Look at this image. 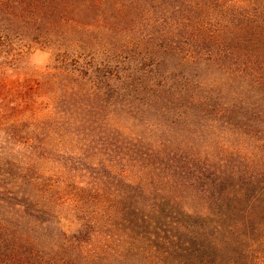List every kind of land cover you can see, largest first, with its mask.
<instances>
[{
    "label": "trees",
    "instance_id": "obj_1",
    "mask_svg": "<svg viewBox=\"0 0 264 264\" xmlns=\"http://www.w3.org/2000/svg\"><path fill=\"white\" fill-rule=\"evenodd\" d=\"M126 15L139 27L145 23L156 30L138 47L128 38L122 49L127 65L112 66L99 59L94 43L104 29L118 31ZM39 18L61 83L58 167L56 173L45 171L44 179L55 176L60 182L41 190L39 205L28 197L26 211L46 230L59 220L58 202L65 201L78 220L72 235L61 230L64 238H57L53 249L46 246L55 254L44 264H133L131 247H100L89 238L104 226L148 218V208L163 207L171 221L196 216L214 221L219 215L229 219L237 202L262 200L261 191L231 189L225 172L211 164L190 180L183 176L186 171L176 178L173 168L182 165L178 157L189 158L170 138L180 127L192 126L191 138L203 139L201 130L209 123L264 124V98L253 101L256 107L238 97L225 101L264 92V0H40ZM69 189L82 195L79 205H72ZM146 194L155 195L151 202L162 195L161 203L150 205ZM166 241L160 253L138 254V264L164 259L169 264H264V256L221 253L206 241ZM226 247L232 250L230 243Z\"/></svg>",
    "mask_w": 264,
    "mask_h": 264
},
{
    "label": "rangeland",
    "instance_id": "obj_2",
    "mask_svg": "<svg viewBox=\"0 0 264 264\" xmlns=\"http://www.w3.org/2000/svg\"><path fill=\"white\" fill-rule=\"evenodd\" d=\"M39 1L0 0V264H25L28 259L34 261L32 264H44L47 257L52 259L55 254L53 250L47 251L46 246L53 249L55 240L64 238L61 230L72 235L71 232L78 229L75 212L65 201L58 202L60 205L57 209L62 213L59 214V220L45 225L46 230L43 231L35 224L36 219L26 211L28 197L33 196L35 205H39L36 201L41 190L60 182V178L55 176L51 181L46 182L44 179L45 171L56 173L58 167L61 147L56 117L61 83L58 79L59 70L53 68L54 51L45 48L42 41ZM151 18L159 19V14H152ZM120 22L119 27L116 25L118 31L116 27L113 30L114 26L104 29L94 43L101 50L99 59L109 60L112 66L118 67L127 65L123 60L129 59V56L123 54L122 49L128 38H133L134 45L138 47L143 39L156 30L145 23L139 27L128 15ZM262 93L245 95L244 98L243 93L225 101H234L238 97L239 101L247 100L246 105L253 107L251 102L264 98ZM261 108L264 109V106ZM236 123H209L208 127L201 130L203 139L191 138L192 126L188 130L180 127L179 131L173 132L170 138L173 146L182 145L180 147L189 158L183 160L184 155L180 151L183 157H178V163L182 165L175 166L173 171L178 175L176 178L186 171L183 176L190 180L204 165H214L225 172V177L228 176L231 189H245L249 193L261 191V201L251 205L237 202L234 204L236 210H231L229 219L219 215L214 221H210L211 216L202 217L210 219H198L196 216L193 219L183 217L171 221L163 213V207L154 210L148 208V218L131 224L104 226L101 229L103 233L89 239H93L92 242L100 247H131L128 250L129 257L136 259L133 264H138L141 254L163 251L166 240H175L172 243L206 241V246L210 243L221 253L245 252L247 255L264 256V124L250 127L243 122ZM204 131L207 134L204 135ZM165 146L170 148L171 143ZM69 190L75 199L72 205H79L82 195L76 194L75 189ZM146 196L150 198L147 200L150 205L158 206L161 203L160 194L153 202L151 199L155 195ZM185 203L191 207L194 205L192 199ZM29 226L37 232L30 231ZM93 229L100 230L96 226ZM229 243L231 251L225 248ZM43 246L46 251L42 250ZM91 248L94 249V245ZM131 252L134 255L137 253V257ZM169 262L164 259L154 264Z\"/></svg>",
    "mask_w": 264,
    "mask_h": 264
}]
</instances>
